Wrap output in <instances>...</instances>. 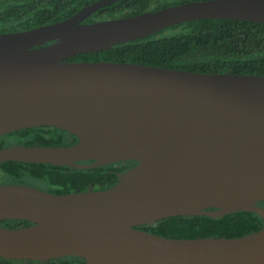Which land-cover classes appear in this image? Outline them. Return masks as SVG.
Wrapping results in <instances>:
<instances>
[{
  "label": "water",
  "instance_id": "obj_1",
  "mask_svg": "<svg viewBox=\"0 0 264 264\" xmlns=\"http://www.w3.org/2000/svg\"><path fill=\"white\" fill-rule=\"evenodd\" d=\"M117 0L0 34V135L50 126L68 145L0 147V162L90 168L137 161L112 186L56 194L0 184V257L79 264H264V226L239 237L172 238L138 225L254 211L264 218V75L67 58L197 19L264 24V0H197L84 23ZM90 160L91 162H85ZM213 210H209L212 209Z\"/></svg>",
  "mask_w": 264,
  "mask_h": 264
},
{
  "label": "trees",
  "instance_id": "obj_2",
  "mask_svg": "<svg viewBox=\"0 0 264 264\" xmlns=\"http://www.w3.org/2000/svg\"><path fill=\"white\" fill-rule=\"evenodd\" d=\"M96 0H0V34L25 30L72 16ZM197 0H117L98 8L84 23L120 18ZM67 60L132 62L206 73L264 75V24L235 19H197L174 24L148 36L113 45L100 52L77 54ZM68 133L38 126L0 135V147L68 145ZM74 141L77 140L73 136ZM91 162L90 160L85 161ZM137 161H121L90 168L19 161L0 162V184L18 183L64 194L91 186H112ZM257 206L264 207V201ZM209 210H213L209 209ZM21 219L0 220L8 228L27 226ZM264 218L254 211L222 216H170L137 228L172 238L239 237L259 230ZM77 256L31 261L0 257V264H79Z\"/></svg>",
  "mask_w": 264,
  "mask_h": 264
},
{
  "label": "flooded vegetation",
  "instance_id": "obj_3",
  "mask_svg": "<svg viewBox=\"0 0 264 264\" xmlns=\"http://www.w3.org/2000/svg\"><path fill=\"white\" fill-rule=\"evenodd\" d=\"M67 137H68V141H71V142H72V141H73V142H75V141H76V140L74 141V139H73V137H72V136H71V137H69V135H68ZM136 163H137V162H135L133 165H135ZM133 165H132V166H133Z\"/></svg>",
  "mask_w": 264,
  "mask_h": 264
}]
</instances>
